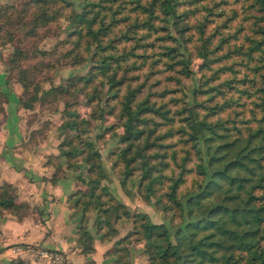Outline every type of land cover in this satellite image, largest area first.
<instances>
[{
    "label": "trees",
    "instance_id": "1",
    "mask_svg": "<svg viewBox=\"0 0 264 264\" xmlns=\"http://www.w3.org/2000/svg\"><path fill=\"white\" fill-rule=\"evenodd\" d=\"M50 1L64 2L66 7H71V13L62 17L72 26L70 35L75 34L72 40L75 51L66 54L73 53L77 60L83 59L79 46L84 40L85 46L94 45L92 61L96 64L85 74L69 76L64 85H51L45 90L37 86L27 100H21L22 106L33 110V103L37 101L44 103L47 98L58 101L64 95L79 91L86 96L85 103L93 110L102 101L99 91L106 86L104 102L109 105V112H117L123 121L121 142L124 147L119 159L123 162L124 178L134 169L131 166L133 161L143 156V150L155 145L154 140H148L150 136L158 131L162 123L174 120L173 114L183 122L176 132L187 135L184 142L189 141L190 146L194 147L196 160L186 168V161L190 158L189 151L184 150L180 159L174 160L177 168L175 174L172 170L169 174H154L156 166L149 165L147 159L141 160L142 173L138 185L142 196L147 200L154 196L158 203H162L163 212H168L169 225H177L174 232L177 242L170 239L171 233L164 221L154 222L145 212L138 211L132 218L133 230L115 241L118 244L115 250L118 264H130L129 249L119 245L134 240L143 241L149 264H218V261L236 264L241 260L243 264H264V0L248 2L246 17H252L248 21V30L243 34L242 41L233 43L230 38L237 40L235 33L238 29L223 34L217 31L221 24L216 23L212 30L205 31L212 21L207 16L218 15L222 25L235 16L234 12H225L215 4L201 5L204 15L191 22V12L197 6L194 5L195 0H79L80 10L74 7L73 1ZM61 15L60 7L55 8L52 14L43 11L41 16L34 19V23L42 25ZM152 33L163 41L156 55L164 56L163 62L167 67L173 63L178 65L176 72L183 77L190 73L186 64L191 57L192 49L188 48L191 39L197 42L193 52L201 58L205 69H211L217 59L225 58L215 69H211L209 77L202 79L201 84L205 88L197 89V93L207 94L206 98L198 100L193 92L192 103L169 113L170 109L163 100L169 88L144 90V78L132 85L141 74L150 73L153 65L157 64L158 58L150 63L147 72L142 71L143 60L149 56L144 51H137L139 47L151 45L146 40ZM250 61L251 65L248 64ZM233 64L242 65L253 72L250 78L242 76L237 80L243 85L240 91L245 94L251 92L244 85L246 80H250L252 92H257L260 99L256 103L259 115L252 113V122L245 127L244 133L239 126L227 124V118L218 115L219 110L229 105L228 100L223 99L226 89L222 86L234 88L232 78L226 77L213 85L208 84L217 79L218 70L233 71ZM256 74L260 80H255ZM173 78L178 82L179 76ZM24 87L27 88V84L24 83ZM38 91L41 93L38 94ZM218 93L222 101H213ZM113 98L115 100L110 102ZM53 110L59 111L61 119L56 129L65 133L57 144L56 156L64 159L66 167L73 166L77 161L87 165L85 172L77 175L76 179L88 186L89 193L76 189L69 197L74 212L79 211L84 216L87 211H94V223L98 230L106 226L109 231H115L112 222L122 218L125 206L102 183L106 172L100 152L81 136L86 130L82 125L85 119L67 103L61 110L56 107ZM157 118L160 120L157 121ZM170 134L171 130L167 128L157 138ZM140 139H143V143L137 146L135 141ZM26 144L36 145L32 139H27ZM174 155L173 149L170 156L175 158ZM191 170L201 177L202 188L191 195L189 191L180 193L178 186ZM64 176L65 169H53L50 179L55 181ZM165 180L166 188L160 192ZM9 189L8 184L0 183V210L10 212L19 219L28 213L21 209L30 207L27 203L17 204L15 195ZM257 189L260 194L255 193ZM183 195L186 196L185 200H182ZM201 200L207 202L203 204ZM109 234L107 232L103 237ZM77 235L84 251H91L93 238L82 220L77 227ZM9 264L26 263L20 258L11 260Z\"/></svg>",
    "mask_w": 264,
    "mask_h": 264
},
{
    "label": "rangeland",
    "instance_id": "2",
    "mask_svg": "<svg viewBox=\"0 0 264 264\" xmlns=\"http://www.w3.org/2000/svg\"><path fill=\"white\" fill-rule=\"evenodd\" d=\"M72 1L74 2V7L80 10L79 0H65V2ZM249 1L250 0H195L194 5L197 6H195V9L191 12V22L196 21V19L204 15L201 5L208 4V6H213L215 4V7H221L225 12L230 14L234 12L235 16L225 21V25H222L218 15L215 17L209 15L207 19H212V21L208 23L205 31L212 30L216 23H220L221 25L217 27V31L223 34L227 32L232 33L233 30L238 29L235 33L237 40L230 38V42H240L243 40V34L248 30V21L252 18L246 17L249 12L246 5ZM57 7H60L62 10L61 16H57L56 19L51 18V20L42 25L34 23V19L37 16H41V12L48 11V13L52 14ZM69 13H71V7H66L65 3L60 1L53 2L50 0H43L42 2L35 3V1L32 0H0V133L3 131L2 129L5 125L13 123L15 120L20 122V119L23 118L24 125L27 126L25 139H32V142L36 144L37 141L39 142L41 140L58 139V144L59 141L64 138L65 133L63 134L56 129L61 119L59 111H54L53 108L56 107L57 110H61L64 103L70 104L71 108H75L79 112V115L85 119L82 125L86 130L82 132L81 136L89 140L94 148L100 152L103 170L106 172V178L102 183H105L114 198L125 206L122 218L112 222L115 231H109L106 226L99 230L97 228V230H103V236L109 232L110 234L107 237H114V249L117 250L118 244H116L115 241L133 230L132 218L136 212L141 211L145 212L154 222L164 221L169 227L171 233L170 239L172 242L176 243L177 235L174 232L177 225H169L167 219L168 212H163L162 203H158L156 197L153 196L147 200L142 196L138 181L142 173V159H147L146 161L149 165L156 166L154 174L156 172L160 174H169L171 170L175 174L177 168L175 167L174 160H179L180 156L184 154V150L189 151L188 158H190L186 161V168L190 167L196 160L193 152L194 147L190 146L191 142H184L183 140L187 135L176 132V130H178L176 128L183 124V122L178 120V116L173 114L174 120L165 121V123H162L157 128L158 131L150 136L148 140H154L155 145L143 150V156L133 161L131 166L134 167V169L127 178H124L122 174L123 162L119 159L120 151L124 147V143L121 142V137L124 133L122 126L123 121L117 112H109V105L104 102L107 95L106 86L99 91L102 101L98 106H95L93 110L85 103L86 96L79 91L64 95L58 101H52L48 98L44 103L37 101L33 103V110L24 108L20 103L22 99L27 100L37 86L38 89L45 90L51 85H64L66 83L65 80L69 76L85 74L91 66L96 64L92 61L93 52L95 50L94 45L85 46L84 40L79 46V51L83 55V59L77 60L75 58L73 54L75 51L73 50L75 44L72 41L73 38H75V34H72V36L70 35L72 26L66 18L62 17L64 15L68 16ZM224 17L225 16L222 18L224 19ZM138 33H140V30ZM156 35V33H152L148 40H146L150 42L151 45L139 47L137 51H144L149 56L147 60H143L144 64L141 65L143 66L142 71L147 72L150 63L158 58L157 64L153 65L150 73L141 74L137 80L132 82V85L144 78V90L149 88L152 91H158L161 87L169 88L163 97V100L166 101L165 103L170 109L169 113L177 110L181 106H188L192 103L193 92L196 94V99L198 100L206 98L207 94H203V92L197 93V89L205 88V85L203 83L201 84L202 79L209 77V74L212 72L211 69H215L225 58L219 61L217 59V61L212 63L211 69H205L201 64V58L193 52V46L197 42L191 39L188 48L192 49V52L186 64L190 73H188L187 77H183L176 72L179 69L178 65L173 63L171 67H167L163 62L164 56L161 54H159V56L156 55L161 50L163 42L162 39L157 38ZM216 35H218L217 32ZM192 37L194 38L195 34H193ZM130 43L131 41L127 44ZM119 47H121V45H119ZM85 48L88 49L85 50ZM72 50L73 53L69 55L66 54L68 51ZM218 52H220V50H218ZM227 60L231 61L230 58ZM248 64L251 65L252 61L248 62ZM232 69L233 71L224 70L226 72L218 70L217 79L210 81L208 84L213 85L226 77L232 78V85L236 88L222 86L226 89L224 91L225 98L223 99L228 100L227 103H229V105L219 110L218 115L224 118L226 117L228 121L227 124L239 126L244 133L246 131L245 127L252 122V113L254 112L255 116L259 115L256 103L260 102V99L258 98L257 92H252L253 86L250 80H246L244 84L247 85L251 91L246 94L240 91L243 85L237 80L242 76L250 78L253 72L249 70V68H245L238 64H233ZM173 76H179L178 82L174 80ZM254 76L255 80H260L259 75L256 74ZM24 83L27 84V88L24 87ZM26 89H28L27 92H25ZM40 93L41 91H38V94ZM174 99H176V101H174ZM114 100L113 98L110 102ZM212 100L222 101L221 94L218 93ZM206 103L208 102H204V104ZM21 107L24 109L19 112L18 108ZM16 114H19L21 118L17 117ZM182 114H185V112ZM102 115L103 117H101ZM156 120L158 121L160 118ZM167 128L171 130V134L161 139L157 138L158 134L161 135ZM185 129L189 131V129ZM232 132H234V130H232ZM135 142L138 146L143 143V139L139 141L136 140ZM200 148L203 150L202 146ZM173 149L175 158L170 156V151ZM56 155L57 154L53 153L46 154L41 163L43 162L44 165H48L52 169L57 170L60 168L65 170L68 168L75 169L82 164L86 170L87 165L84 162L77 161L73 166L66 167L65 161H63L64 159ZM203 158L206 160L205 157ZM164 161H166V164ZM200 178L201 177L197 176L194 170H191L184 175V181L178 186V190L183 194L189 191L190 195L191 193L197 192L202 188L201 185L203 181ZM166 182V180L163 182L162 189L159 190L160 192L166 188ZM79 184V187L76 189L89 193V188L85 183L79 181ZM255 193L260 194V190H255ZM185 199L186 196L183 195L182 200ZM201 201L203 204L207 202L206 200ZM21 211L29 212V209H21ZM1 212L7 211L0 210V213ZM88 213H92L94 219L96 218L94 211H87L85 214ZM174 220L176 221L177 219L174 218ZM136 244L140 245L137 249L135 248ZM182 244L185 246L184 243ZM122 246L129 249L128 260L130 264H132L137 253H143L144 260L146 259L144 264H149L147 254L144 252L143 241L134 240L125 245H119V247ZM22 259L26 264H28L29 260L39 261L28 253H25ZM218 264L223 263L218 261ZM236 264H243V260Z\"/></svg>",
    "mask_w": 264,
    "mask_h": 264
},
{
    "label": "crops",
    "instance_id": "3",
    "mask_svg": "<svg viewBox=\"0 0 264 264\" xmlns=\"http://www.w3.org/2000/svg\"><path fill=\"white\" fill-rule=\"evenodd\" d=\"M16 122L5 125L0 133V183L10 186L16 203L27 202L30 208L19 219L10 212L0 213V264L23 258L27 245L60 250L69 264H118L114 237H103V230L98 231L94 224L93 214L81 217L80 212H74L69 199L80 185L76 176L85 167L81 164L68 168L64 177L51 181L53 169L41 161L46 154H57L58 139L27 146L24 119ZM81 220L93 238L91 251H84L78 242ZM139 246L136 244L135 248ZM145 261L144 254L137 253L132 264ZM28 264L43 263L29 260Z\"/></svg>",
    "mask_w": 264,
    "mask_h": 264
},
{
    "label": "built area",
    "instance_id": "4",
    "mask_svg": "<svg viewBox=\"0 0 264 264\" xmlns=\"http://www.w3.org/2000/svg\"><path fill=\"white\" fill-rule=\"evenodd\" d=\"M26 253L41 261L43 264H69L67 257L56 249H45L40 246L27 245Z\"/></svg>",
    "mask_w": 264,
    "mask_h": 264
}]
</instances>
